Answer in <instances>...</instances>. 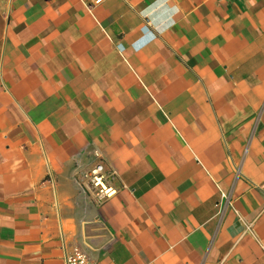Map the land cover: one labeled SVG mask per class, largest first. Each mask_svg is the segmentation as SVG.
<instances>
[{
    "label": "crops",
    "instance_id": "obj_1",
    "mask_svg": "<svg viewBox=\"0 0 264 264\" xmlns=\"http://www.w3.org/2000/svg\"><path fill=\"white\" fill-rule=\"evenodd\" d=\"M74 246L264 264V0H0V264Z\"/></svg>",
    "mask_w": 264,
    "mask_h": 264
},
{
    "label": "built area",
    "instance_id": "obj_2",
    "mask_svg": "<svg viewBox=\"0 0 264 264\" xmlns=\"http://www.w3.org/2000/svg\"><path fill=\"white\" fill-rule=\"evenodd\" d=\"M88 4L89 8L96 3H101L104 0H83ZM109 173L101 162L96 163L90 172L85 175V181L94 189L95 196L99 200L110 198L117 192L114 185L109 182ZM65 255V264H96L87 252L86 249L74 246L67 250Z\"/></svg>",
    "mask_w": 264,
    "mask_h": 264
}]
</instances>
